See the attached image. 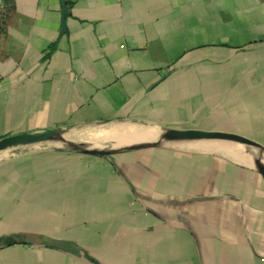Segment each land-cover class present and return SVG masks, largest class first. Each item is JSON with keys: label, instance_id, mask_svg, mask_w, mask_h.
Listing matches in <instances>:
<instances>
[{"label": "crops", "instance_id": "1", "mask_svg": "<svg viewBox=\"0 0 264 264\" xmlns=\"http://www.w3.org/2000/svg\"><path fill=\"white\" fill-rule=\"evenodd\" d=\"M70 1L0 0V138L117 149L0 150V264H264V0Z\"/></svg>", "mask_w": 264, "mask_h": 264}, {"label": "water", "instance_id": "2", "mask_svg": "<svg viewBox=\"0 0 264 264\" xmlns=\"http://www.w3.org/2000/svg\"><path fill=\"white\" fill-rule=\"evenodd\" d=\"M62 1L63 7V19H62V30L67 31L66 27V15L69 13V9L66 0ZM47 140H56L64 144V146L78 149L88 153L94 154H110L117 148H89L84 143L68 139L65 137L61 129L56 127H49L41 131H24L19 133H13L0 138V150L21 144H33L44 142ZM168 140H224L238 142L244 145L261 147V145L240 133L225 131V130H212V129H201V128H164L157 139L152 141H145L141 143L132 144L128 147L137 148L144 146H151L160 144L162 141ZM259 170L264 174V165L257 159L256 161Z\"/></svg>", "mask_w": 264, "mask_h": 264}, {"label": "rangeland", "instance_id": "3", "mask_svg": "<svg viewBox=\"0 0 264 264\" xmlns=\"http://www.w3.org/2000/svg\"><path fill=\"white\" fill-rule=\"evenodd\" d=\"M83 131V129H81ZM86 132H83V134H81V139L82 140H85L86 139V136H88L89 134H85ZM78 140V139H77ZM76 140V141H77ZM80 140L79 143H84L86 146L89 145V143H85V141H82ZM214 142V143H218L217 145H232L233 143L235 142H230V141H224V140H207V142ZM58 142V143H57ZM78 142V141H77ZM47 144H50V145H64L62 142L60 141H56V140H47L46 142H39L38 145H47ZM224 145V146H225ZM234 145V144H233ZM105 145L103 143H99L98 144V147H104Z\"/></svg>", "mask_w": 264, "mask_h": 264}, {"label": "trees", "instance_id": "4", "mask_svg": "<svg viewBox=\"0 0 264 264\" xmlns=\"http://www.w3.org/2000/svg\"><path fill=\"white\" fill-rule=\"evenodd\" d=\"M66 2H67V6H70V4H71V1L70 0H66ZM13 241L11 240V239H9V238H6V237H1L0 238V243H12Z\"/></svg>", "mask_w": 264, "mask_h": 264}, {"label": "bare ground", "instance_id": "5", "mask_svg": "<svg viewBox=\"0 0 264 264\" xmlns=\"http://www.w3.org/2000/svg\"><path fill=\"white\" fill-rule=\"evenodd\" d=\"M57 143H58V142H57ZM203 143H204V142H203ZM224 145H225V144H223V146H224ZM223 146H222V147H223ZM226 148H227V147H226Z\"/></svg>", "mask_w": 264, "mask_h": 264}]
</instances>
